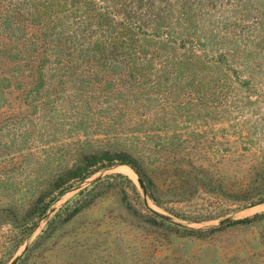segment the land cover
Wrapping results in <instances>:
<instances>
[{"label":"rangeland","instance_id":"rangeland-1","mask_svg":"<svg viewBox=\"0 0 264 264\" xmlns=\"http://www.w3.org/2000/svg\"><path fill=\"white\" fill-rule=\"evenodd\" d=\"M90 2L0 0V264L26 242L16 264H264V211L205 230L175 225L147 208L116 155L174 184L177 193L155 201L141 174L148 201L189 224L263 203L202 190L182 197L180 174L191 172L189 184L205 170L231 189L264 184V0H226L231 22L218 34L209 24L185 47L143 40L154 55L144 62L120 55L136 34L95 44L105 25ZM141 22L171 27L164 13ZM194 48L207 62L224 58L192 72L184 65ZM212 78L223 92L206 102ZM106 150L112 164L62 183Z\"/></svg>","mask_w":264,"mask_h":264},{"label":"trees","instance_id":"trees-1","mask_svg":"<svg viewBox=\"0 0 264 264\" xmlns=\"http://www.w3.org/2000/svg\"><path fill=\"white\" fill-rule=\"evenodd\" d=\"M133 1L134 0H104L103 5H99L100 2L97 1L91 0L90 2L92 7L94 6L97 8L98 17L104 22L105 25V27L102 29V33L97 34L94 40L95 44L103 45L105 39L109 35V39L117 40V42L124 40V37L128 35V32L137 35L132 40L139 42L140 48L138 49H140L141 52L136 48L135 41L129 43L127 45V50L120 54L125 61L135 56L138 59L141 58L142 62H144L148 60H143L146 57L151 58L154 56L151 54V52H147V44H143L144 46H141V43L145 39L148 40L150 38V40L153 41L152 44L156 45L157 49L160 50L164 48L162 46L163 43L164 45H167L169 42L176 43L180 41L182 43H180V45L185 47L186 43L188 46L191 45L190 43H193V41H200L203 37L202 30H207L209 24H211L212 30L217 33L221 26L223 27V25L230 23L232 19L229 14V10L225 8V5H228V3H225L226 0H135V4L132 7V10H130L129 5H131ZM50 6H52V4L50 1H47V3L44 5V8L46 9L45 12H48V7ZM121 9H125L123 11L126 12H122ZM157 13L166 14L169 23H171V27L169 24H166L161 28L160 31H157L154 28H145L141 22L142 17L148 15H157ZM7 21L8 20H5V23L2 24L3 28L9 29L10 32L18 30L16 25H13V23L10 25V23L8 24ZM47 26L53 28L51 25ZM107 26L110 29H118H115L112 34V32H109V28ZM178 26L179 28L176 29ZM171 30L174 32L176 30L177 35L175 36L174 32L172 33ZM58 33L60 35V31ZM227 33L230 34L231 32ZM130 38L132 37H128L129 40ZM194 51L196 52L187 57V64L184 65L192 72L202 65L199 68L201 70L203 68V62H206L210 65H215L219 64V62H221L224 58L223 55H220L223 56V58L219 56L214 60H209L207 62L206 59L202 58L200 52L201 48H194ZM168 55L169 52L160 56L162 59L161 62H164L166 59L170 58ZM177 58L178 57H176V59ZM225 63H227V61L224 62L223 66ZM226 69L223 68L225 71ZM136 77L139 78L138 74ZM136 80L137 79H133L132 81ZM219 81L220 80L217 78H212L210 80V82L214 83H212L210 87L212 88L211 95L205 96L206 102L209 99L216 100L220 96V91L223 92L222 88L220 87L222 85L219 83ZM121 153L122 154H116L118 155V159H120L121 162L127 161L128 163L133 164L138 169V171L141 172L140 174L145 176L147 179V188L149 189L150 195L155 201H159V197L162 194H166L168 192H172V194L177 193V188L174 184H171L170 186V184L166 182L164 184L162 182L158 183V181H154L152 174L147 170V168L142 166V164L140 165V162L137 158L131 156V154L128 152ZM109 154L110 152L107 150L102 153L92 154L90 157L91 159L89 162L85 163V165L77 164L76 168L69 170L68 177L62 183H66L73 179H79L78 177L82 175H87L98 169H101L102 167L112 164L115 161V158ZM128 159L133 160L134 163ZM135 164L140 165V167H137ZM190 174L191 172H188V170H182V173L180 174V177H182L180 181L183 182L180 188V196L182 197H190L191 195L194 196L202 190L207 193H218L224 196H234L237 199L243 200L245 202H252L255 201V199H264V184L262 183H260L259 186H243L231 189L228 186L223 185L226 183L227 179L225 180V177L220 173L205 170L194 175V184H189V179H192V175L190 177Z\"/></svg>","mask_w":264,"mask_h":264},{"label":"water","instance_id":"water-1","mask_svg":"<svg viewBox=\"0 0 264 264\" xmlns=\"http://www.w3.org/2000/svg\"><path fill=\"white\" fill-rule=\"evenodd\" d=\"M118 166L119 167H127L133 172V174L135 175V177L137 179L138 184L143 189V200H144L147 208L149 210H151L155 215H157V216L163 218L164 220L169 221L175 225H179V226L194 229V230H205V229H209V228L218 227V226H221L223 224H227V223H230L233 221H237V220L243 219L247 216L254 215L256 213H260V212L264 211V206H261V205H264V201H263V203L260 202V203L252 204L249 207H247L246 209H239V210H236L232 213H228V214H226V215H224V216H222V217H220L214 221H209V222H205L202 224H189L179 217H173L169 213L159 209L158 207H156L155 205L151 204L148 201L147 190H146L144 179L141 176L138 169L133 164L128 163V162H121L120 164H118ZM45 219H46V216L42 217L38 221V223L36 225V229H34L30 233L31 237L35 236L38 233V228ZM28 246H29V242H26L24 244V246L22 247V249L15 255V257L8 264H16L17 261L19 260V258L25 253Z\"/></svg>","mask_w":264,"mask_h":264},{"label":"bare ground","instance_id":"bare-ground-1","mask_svg":"<svg viewBox=\"0 0 264 264\" xmlns=\"http://www.w3.org/2000/svg\"><path fill=\"white\" fill-rule=\"evenodd\" d=\"M53 211V210H52Z\"/></svg>","mask_w":264,"mask_h":264}]
</instances>
